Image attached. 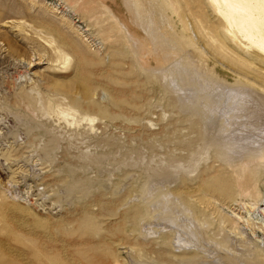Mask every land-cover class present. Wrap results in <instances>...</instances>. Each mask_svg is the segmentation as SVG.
<instances>
[{"label":"rangeland","instance_id":"obj_1","mask_svg":"<svg viewBox=\"0 0 264 264\" xmlns=\"http://www.w3.org/2000/svg\"><path fill=\"white\" fill-rule=\"evenodd\" d=\"M207 1L0 0V264H264V0Z\"/></svg>","mask_w":264,"mask_h":264},{"label":"bare ground","instance_id":"obj_2","mask_svg":"<svg viewBox=\"0 0 264 264\" xmlns=\"http://www.w3.org/2000/svg\"><path fill=\"white\" fill-rule=\"evenodd\" d=\"M207 2H210L212 5H213V8L216 10V11H218V9H217V4H219V3H226L225 2V0H209V1H207ZM209 3V4H210ZM211 7V6H210ZM212 8V7H211ZM231 10L232 11H234V12H236V13H240L241 15H243V19L244 20H249L250 19V14L248 13V12H245V11H243V10H238V9H235V8H233V7H231ZM252 21H254V22H256L257 21V19H254V18H252L251 19V22ZM240 26H241V29H242V31H244V32H247L244 28H245V26L243 25V24H240ZM227 35L234 41V43H236V44H239V45H241V42L244 40L243 38H241L240 36H239V34L236 32V30H235V27H234V21L232 20V19H230V30H228L227 31ZM261 39H262V52H263V55H264V33H263V35L261 36ZM154 56V55H153ZM158 59H159V57H158ZM91 119V118H90ZM92 120V119H91Z\"/></svg>","mask_w":264,"mask_h":264}]
</instances>
